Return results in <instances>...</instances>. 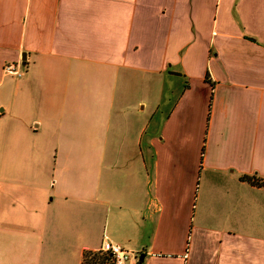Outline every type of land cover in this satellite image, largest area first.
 Returning <instances> with one entry per match:
<instances>
[{
  "label": "crops",
  "instance_id": "1",
  "mask_svg": "<svg viewBox=\"0 0 264 264\" xmlns=\"http://www.w3.org/2000/svg\"><path fill=\"white\" fill-rule=\"evenodd\" d=\"M248 176L264 0H0V264H264Z\"/></svg>",
  "mask_w": 264,
  "mask_h": 264
},
{
  "label": "built area",
  "instance_id": "2",
  "mask_svg": "<svg viewBox=\"0 0 264 264\" xmlns=\"http://www.w3.org/2000/svg\"><path fill=\"white\" fill-rule=\"evenodd\" d=\"M3 71L16 77H21L24 73L20 66L13 63L5 64ZM99 250L110 253L114 264H123L124 260L130 257L128 251L122 245L109 240L104 241Z\"/></svg>",
  "mask_w": 264,
  "mask_h": 264
},
{
  "label": "trees",
  "instance_id": "3",
  "mask_svg": "<svg viewBox=\"0 0 264 264\" xmlns=\"http://www.w3.org/2000/svg\"><path fill=\"white\" fill-rule=\"evenodd\" d=\"M208 73L206 74L207 77ZM246 179L258 186H264V179L255 176L246 177ZM81 264H114L110 253L102 252L101 250H86L83 253Z\"/></svg>",
  "mask_w": 264,
  "mask_h": 264
},
{
  "label": "rangeland",
  "instance_id": "4",
  "mask_svg": "<svg viewBox=\"0 0 264 264\" xmlns=\"http://www.w3.org/2000/svg\"><path fill=\"white\" fill-rule=\"evenodd\" d=\"M165 93H166V91H165ZM165 93L163 94L165 100L162 103V105H160V108L158 109L157 113L155 114L154 124H155V121L156 120H159L161 117H163L164 114L170 109L171 104H172V102L174 100V99L170 100V98H167V94L165 95ZM155 102H156V98L154 97L153 98V101H152V103L154 104V106H155Z\"/></svg>",
  "mask_w": 264,
  "mask_h": 264
},
{
  "label": "water",
  "instance_id": "5",
  "mask_svg": "<svg viewBox=\"0 0 264 264\" xmlns=\"http://www.w3.org/2000/svg\"><path fill=\"white\" fill-rule=\"evenodd\" d=\"M143 257H144V256L141 254V257H140V259L142 260V259H143Z\"/></svg>",
  "mask_w": 264,
  "mask_h": 264
}]
</instances>
